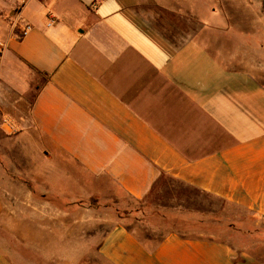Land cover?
<instances>
[{
    "label": "crops",
    "instance_id": "0c3cea01",
    "mask_svg": "<svg viewBox=\"0 0 264 264\" xmlns=\"http://www.w3.org/2000/svg\"><path fill=\"white\" fill-rule=\"evenodd\" d=\"M1 1L0 264H38L19 252L37 197L48 228L70 216L51 197L116 205L110 264H264V87L174 29L181 0Z\"/></svg>",
    "mask_w": 264,
    "mask_h": 264
},
{
    "label": "rangeland",
    "instance_id": "374dc122",
    "mask_svg": "<svg viewBox=\"0 0 264 264\" xmlns=\"http://www.w3.org/2000/svg\"><path fill=\"white\" fill-rule=\"evenodd\" d=\"M0 6H5L1 0ZM175 6L173 11H167L169 14L165 15H171L170 18L178 24L174 29L193 34L202 43L208 41L210 50L221 51L222 60L230 68L244 69L264 87V0H181ZM4 139L0 146L5 151H1L0 161L6 164L14 160L16 162L12 143ZM182 195L192 197L193 193ZM51 198L54 206L68 212L70 216L68 219L53 218L51 228H48L50 218L45 219V199L37 197L42 218H38L33 238L30 233L32 229L21 226V259H30L38 264H110L98 253L97 245L112 227V221L118 218L116 205L109 204L103 208L104 204L98 199L83 201L70 197L72 200L66 202L69 197ZM207 203L208 209L212 208L213 212L219 213L222 209L219 201L208 198ZM167 204L170 206L172 203ZM87 207H91L93 212L86 210ZM1 216L0 222L5 224L6 220ZM57 216L60 214L57 213ZM215 219L217 224L208 229V234L213 232L219 236L220 215ZM16 237L5 230L0 232V241H5V245H13V241L16 244ZM31 241L37 245L34 252L24 248ZM45 257L51 259L50 262H44Z\"/></svg>",
    "mask_w": 264,
    "mask_h": 264
},
{
    "label": "built area",
    "instance_id": "2783aa9c",
    "mask_svg": "<svg viewBox=\"0 0 264 264\" xmlns=\"http://www.w3.org/2000/svg\"><path fill=\"white\" fill-rule=\"evenodd\" d=\"M53 23H54V21L52 19L51 24H53ZM31 29H32V27L30 25H25L22 29H20L21 36L27 35L28 32ZM6 47H7V44L4 41H0V54L2 52H4V50L6 49ZM3 129H4L5 132H7L9 134H16L19 131V128H18L17 124L15 122H13L12 120H10V119L4 120V122H3Z\"/></svg>",
    "mask_w": 264,
    "mask_h": 264
}]
</instances>
